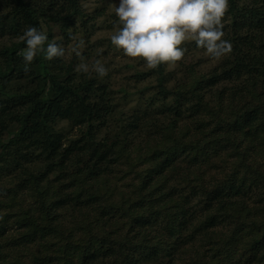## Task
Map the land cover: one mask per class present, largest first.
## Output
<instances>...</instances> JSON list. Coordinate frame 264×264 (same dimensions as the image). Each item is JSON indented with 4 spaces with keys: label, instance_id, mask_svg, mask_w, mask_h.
Wrapping results in <instances>:
<instances>
[{
    "label": "trees",
    "instance_id": "obj_1",
    "mask_svg": "<svg viewBox=\"0 0 264 264\" xmlns=\"http://www.w3.org/2000/svg\"><path fill=\"white\" fill-rule=\"evenodd\" d=\"M239 1L229 0L225 17L231 20L223 18L227 24L224 38L231 42L233 56L232 66L220 73L233 80L246 71L247 77L260 85V93L250 91L251 99L240 105V85L219 87V77L214 73L197 75L191 79L192 85L179 82L194 71L188 63L193 55H184L181 60L186 61L185 68L181 60L158 65L154 86L138 88L135 78L125 79L134 80L132 90L138 99L123 115L118 112L122 101L131 96L127 89L106 91L97 76L75 71L78 56L66 65L58 66V59L48 66L41 52L24 71L22 50L26 45L21 36L26 27L45 31L46 42L52 31L66 38L74 19L80 18V0H0V207L18 206L1 216L13 223L14 230L0 228V264H174L184 246L194 242L193 264H221L215 255L221 251L224 264H239L233 260L235 254L246 263L264 264V44L252 60L239 50L240 45L254 41L249 29L264 26V12L257 7L240 12ZM87 23L94 27L83 21ZM242 30L244 33L239 34ZM172 65L176 70L166 69ZM10 77L18 83L11 84ZM185 85L189 88L183 89ZM226 93L232 97L229 112L222 115L221 99ZM188 99L193 100L188 103L190 108L184 105ZM165 109L174 114V120L160 129L159 116ZM197 113L200 119L194 117ZM142 116L145 120L149 117L155 126L149 134L142 133ZM212 118L220 123L210 130ZM179 120L190 129L193 124L191 135L189 129L183 134L174 132V123ZM57 121L77 129L75 141L64 145L65 133L57 131ZM170 137L173 143L168 142L162 159L149 162L151 168L135 170L146 162L142 155L149 149L162 151ZM139 138L145 147L133 144L137 155L132 160L129 146L142 141ZM221 149L223 164L232 160L231 170H224L223 164L212 166L213 177L207 182L200 176H181L168 183L162 180L164 167L175 170L177 165L168 163L178 159L177 153L181 152L185 160L205 162L220 158ZM118 158L129 165L122 174ZM127 172L140 177L133 185L139 197L107 202ZM82 191L86 193L83 196ZM24 196L34 199L31 207L24 205ZM248 200L258 202L256 207H249ZM61 208L69 211L56 216ZM113 213L121 214L109 216ZM101 220L107 222V229L94 233L91 223ZM74 225L81 228L80 234L74 232ZM113 226L126 230L117 234ZM229 226L233 229L225 242L217 230ZM6 238L12 242L3 244ZM30 241H38L33 251L27 245Z\"/></svg>",
    "mask_w": 264,
    "mask_h": 264
},
{
    "label": "rangeland",
    "instance_id": "obj_2",
    "mask_svg": "<svg viewBox=\"0 0 264 264\" xmlns=\"http://www.w3.org/2000/svg\"><path fill=\"white\" fill-rule=\"evenodd\" d=\"M81 2V13L79 14V17H76V19H74V23L71 26L70 31L68 32V35L66 38L61 37V35L56 32V31H52V36L51 39L49 40V42H56V40H61V42L59 44H61L64 48H65V56L63 58H53L52 60H60V62L58 63V66L68 63V61L73 57L77 55L72 51L73 45L76 43L77 40L79 39H83L85 42V46L84 48L81 50V55L84 57V61L88 63L89 65H91L94 61L99 60L102 64L105 65V67L107 68V74L100 78L96 75L95 72L89 71V72H83L84 74H86V76H92V77H96L97 76V80H98V84L99 85H103L106 87V91L109 90H119L122 87L126 88L127 91L130 93V97H126V100H123L122 105H120L119 107V112L118 114H123L126 115L128 114L131 109L134 107L135 103L137 102V96L135 95L134 90H132L133 88V82L134 80H125L128 79L129 77H133L135 78L139 84H137L138 88H144L143 86H154L155 85V81L157 79V77L159 76L158 72H157V68L155 69H149L146 67L144 61L142 58H131L126 56L122 50L117 49L114 45L111 44L110 41V36L115 32L116 30V25L118 24V20L115 17V14L113 12V6L118 5L119 0H80ZM246 3H248L249 5H247ZM255 3V4H254ZM263 8L262 12H264V0H251V1H246V0H240L239 4H238V10H240V12L244 11L245 9H251V8ZM225 18V20H228L230 22L231 19H229L228 17H223ZM87 20L90 22V24H93V28H91L89 26V24L87 23L86 25L83 24V21ZM223 19V30L227 31L226 27V21ZM44 30H46V27L44 25ZM90 33H88V32ZM249 31L251 32V34L254 37V41L250 44V45H240V53L244 54L245 57L247 59H251L254 57H257L261 52L258 51L257 49L260 48L261 45L264 44V26L260 27L258 29H249ZM244 30H242L241 32H239V34H243ZM248 39V38H247ZM48 42H45V46ZM183 47H185V54L184 55H193V58H189L188 59V63H191V68L194 70L193 71V75L191 76L190 73H187L186 75V80H183L182 78H179V82H183L186 83L188 85H192V80L191 79H195L197 77V75H201V76H208V74L214 73L216 76L219 77L218 80V84L217 86L219 87H223L225 86L227 89L228 88H232L235 85H240L238 87L239 91L238 93L240 95L243 96V98L240 99V101H238L237 103H239L240 105L242 103H244L247 100H250L252 95L250 96V91H256L257 93H260V85L256 82V81H251L250 78L247 77L246 71H242V74L237 77L234 78L233 80H228L226 79L223 75H221V71L222 69L228 68L226 66H232V57L233 55L230 54V52L222 57L219 58H213L211 57L205 49L200 48L198 49L197 47H194V41H188L185 42ZM191 49L193 51V53L189 52L188 50ZM86 54V55H84ZM264 54V53H263ZM262 54V59L261 62L264 64V55ZM79 57V56H78ZM231 58V59H230ZM48 61V66H50L51 60H47ZM77 64L79 65L82 61L80 59V57L77 60ZM181 65L182 68H185L186 65V61L181 60ZM60 64V65H59ZM78 65L74 66V70L79 71L78 69ZM64 67V65H63ZM76 67V68H75ZM175 66H167L166 69H172V70H176L174 68ZM82 73V72H81ZM176 75V74H175ZM14 78L10 77V80L12 81ZM16 82L18 83V81H12V83H14V85H16ZM264 82V80L262 81V83ZM189 88L187 85L184 86L183 89H187ZM135 89V88H133ZM261 91H264L263 89ZM122 94L119 93V96H121ZM230 97L232 96H228V94L226 93L224 95V97L221 99L222 102V111L221 114L224 115L226 113L229 112L228 109V104L230 101ZM114 98L116 100L119 99V97L117 95H114ZM210 100V98H207ZM193 100L192 99H188L186 101V103H184V105L187 108L188 107V103H191ZM114 102V101H113ZM262 107L264 109V96L262 97ZM118 108V106H117ZM162 110H158V112H160ZM190 112V111H189ZM188 112V113H189ZM171 112L168 111L167 109H165L164 111L161 112V115L159 117H161V122H160V129H162V127L166 128L169 127L170 124H172V121L174 120V114H170ZM148 114V113H147ZM183 116V115H182ZM184 117L187 118L188 114H186L185 116L182 117V120H184ZM194 117H198V119H200V116L197 113V116L194 115ZM143 121L139 122L141 129H142V133H151L155 126L153 124V122H150V118L148 117L146 120L144 118V116H142ZM227 119H230V117L228 116ZM224 120V121H230V120ZM182 120L175 122L174 124H176L177 129L174 130V132L176 134H183V130L184 129H189V135H191V129L193 127V124L190 123L191 125V129L190 126L188 124H185L182 122ZM190 120V119H189ZM188 120V121H189ZM143 122V123H142ZM210 122L212 124V127L210 130H212V128L220 123L218 120L216 119H210ZM157 122L155 121V125ZM126 124V123H123ZM188 125L187 128H185L184 126ZM57 129L58 132L60 131H64L63 133H65V136L63 137L64 139V145H68L69 143H71L72 141H75L76 139V131L77 129L73 128V129H69L68 128V124L66 121H57L54 125ZM158 126V125H157ZM174 126V125H173ZM221 127H223V124L220 125ZM208 130V132L210 131ZM207 132V133H208ZM221 132V131H220ZM146 134V135H147ZM196 135V134H195ZM159 139H161L162 135L158 134L156 135ZM197 136V135H196ZM138 140H142V141H138ZM138 142H133L132 144H130V157L133 160L137 153L133 152V150L135 149V146H132L133 144L139 143L141 145V147L144 146V140L143 138H139ZM167 144L166 142L163 144V146L161 147L162 151H158L157 153H155L152 149H149V156L148 154L146 155H142L143 157L146 158V162L140 163L137 165V167L135 168V170H140L141 168L147 167L149 166V168H151V164L149 162H154L156 160H160L164 157V153L167 151V146H169V143H173V138H167ZM238 140L241 141L240 143L245 145L246 142L242 139L238 137ZM169 142V143H168ZM149 144H152V142H149ZM175 144H179L178 142H176ZM132 146V147H131ZM147 146V145H146ZM145 147V146H144ZM179 147H182L181 145H179ZM224 149V146L222 147ZM219 155L220 158H218L217 160H210L209 158H207V160L204 162L203 160L200 159H196V160H190L186 159L184 155L179 152L177 153V155L179 156L178 159H174L173 161H170L168 164H171L172 167L176 166V168H174L175 170H167L166 167L163 168V171H165L166 173H163V177L162 180L170 182V180H177L176 178H180L181 176L183 177H188V178H192V177H197L200 176L201 179L205 182H207V180L211 179L212 176V172H210L209 168L212 166H218L220 164H223L224 162V158L225 156H222V149L219 150ZM172 155H174L172 153ZM204 158V156H203ZM119 160V164H120V170H119V174H122V172L128 168V162H126L123 158H118ZM150 160V161H149ZM230 160L227 164H223V168L224 170H231L232 168V164H231ZM190 162V163H189ZM262 163V161H261ZM162 171V170H161ZM237 174V170L234 171ZM242 175H239V178H241ZM139 176L138 174L135 172H127L123 175V178L117 183L116 188L114 190V193H111L112 195L109 196L107 202H114L116 200L118 201H122L126 198H136L138 196V192L136 189L133 188V185L137 183V181L139 180ZM7 186V185H6ZM169 186V185H168ZM59 187V186H58ZM93 183L90 184V189H92ZM164 190V189H163ZM163 190L159 189L158 192H163ZM88 191H92L89 190L88 187ZM83 194H81V196H83L84 194H86L84 191H82ZM77 194V193H74ZM26 198V201L24 203V205L26 206V208H29L32 206L34 199L30 196H24ZM139 197V196H138ZM105 203V202H103ZM249 207H256L255 204H257L258 202H254L252 200H248L247 201ZM143 205V204H141ZM18 208L17 205H15L13 208H9V207H5L2 208L0 207V228L6 227L7 230L13 231V227L11 226L13 223L12 222H7L6 220L4 221L1 216L2 214H4L6 211L8 210H16ZM55 210V208H53ZM144 210V209H142ZM68 208L67 209H60L58 211L55 212L56 216H59L61 214H65L66 212H68ZM144 212V211H143ZM83 214V212H81ZM85 215H87L84 212ZM83 214V215H84ZM118 214L121 213H113L110 214L109 216H113L116 217L118 216ZM76 215H79L76 213ZM94 220V219H93ZM107 224V222H105L104 220L99 221L98 223H91V227L93 229L94 233H99L102 230L107 229V227H105V225ZM10 225V226H8ZM114 231L118 234H123L126 230V228H123L121 230H118L117 227L113 226ZM223 229V231H218V236H221L222 238L227 239V236L230 235L231 230L233 229L232 226L229 227H221ZM73 231H67V233L72 234ZM74 232L77 234L81 233V228L77 225H74ZM8 236V233H7ZM39 237V235L37 236ZM53 237V236H52ZM50 237V238H52ZM11 243L12 240L11 238H6L3 241V244L6 243ZM28 247L29 250L33 251L35 250V248L38 245V241H30L28 242ZM196 246V242L194 243H189L186 244L184 247V249L177 254V261L174 264H193V261H191L190 257L192 255H194L192 253V250H194L193 248ZM236 247H238V244H236ZM204 250V249H203ZM223 252H219L216 253L215 255L218 254V259L220 260L221 264H224L225 262H223V256L221 255ZM148 255V254H147ZM146 255V256H147ZM28 256V255H27ZM208 257V256H207ZM50 263H56L55 260L52 261V259H48ZM168 259H165V261H167ZM233 260H236L239 264H250L249 261L248 263H246L244 260H242L241 257H239L238 254H235L233 256ZM86 261V260H85ZM207 261H211V260H207ZM144 264H150V263H144ZM252 264V263H251Z\"/></svg>",
    "mask_w": 264,
    "mask_h": 264
},
{
    "label": "clouds",
    "instance_id": "obj_3",
    "mask_svg": "<svg viewBox=\"0 0 264 264\" xmlns=\"http://www.w3.org/2000/svg\"><path fill=\"white\" fill-rule=\"evenodd\" d=\"M229 0H119L113 6L118 20L111 44L131 58H142L146 67L155 69L164 62L175 63L185 54V42L194 41L213 58L228 54L231 42L225 39L223 17ZM21 39L26 47L22 50L24 71L29 70L34 58L43 52L46 60L63 58L65 48L48 40L47 33L35 26H27ZM85 42L81 38L72 51L80 57L81 72H95L100 78L107 68L99 60L89 65L81 50Z\"/></svg>",
    "mask_w": 264,
    "mask_h": 264
}]
</instances>
